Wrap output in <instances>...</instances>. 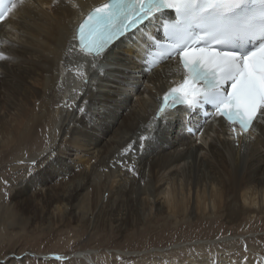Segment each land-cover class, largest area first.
Wrapping results in <instances>:
<instances>
[{
	"label": "bare ground",
	"instance_id": "obj_1",
	"mask_svg": "<svg viewBox=\"0 0 264 264\" xmlns=\"http://www.w3.org/2000/svg\"><path fill=\"white\" fill-rule=\"evenodd\" d=\"M105 1L17 0L0 25V151L45 141L26 159L35 164L37 181L15 183L24 191L19 200L28 191L38 199L45 190L49 210L66 205L69 217L85 224L128 204V222L124 215L114 219L120 230L127 223L158 231L215 218L228 226L264 224V118L243 136L222 119L188 135L179 110L155 120L162 95L183 79L176 61L144 70L156 19L98 58L76 47L77 25ZM91 202L95 214L88 212ZM256 241H247L254 256L225 247L213 259L158 254L160 261H148L155 256L147 254L142 264H264V253L254 249L264 247V238ZM12 254L5 256L10 264L23 263ZM75 259L94 264L90 251Z\"/></svg>",
	"mask_w": 264,
	"mask_h": 264
},
{
	"label": "rangeland",
	"instance_id": "obj_2",
	"mask_svg": "<svg viewBox=\"0 0 264 264\" xmlns=\"http://www.w3.org/2000/svg\"><path fill=\"white\" fill-rule=\"evenodd\" d=\"M40 139L35 140L38 145L31 142L22 152L10 149L0 151V262L3 264H10L11 259L5 257L10 251L14 252L12 259L23 261L16 264H88L75 258L79 253L89 251L92 252L94 264H142V256L147 254L155 256L148 261H160L158 254L175 260H191L196 255L213 259L225 252V247H230L228 251L244 257L254 256L251 247L247 246L248 240L264 238V224L228 226L220 218L190 221L188 227H183L179 221L177 228H162L158 231L147 227L128 228L127 223V228L120 230L116 228L114 219L124 215L128 222V204L118 209L117 214L108 212L99 218L93 216L85 224L79 218L69 217L66 205L54 211L49 210L43 197L47 193L45 190L41 199H34L30 196L31 191H28L26 200H19L18 195H23L24 191H18L15 183L25 178L37 181L35 164L27 163L26 159H30L29 153H39L44 148L45 141L41 142ZM47 179H52L51 175ZM36 181L31 183V187ZM92 203L88 209L94 212H88L95 214L97 205ZM236 242H240L241 246L233 244ZM254 249L264 253V247ZM123 254H128L129 258ZM2 257L6 259L1 260ZM259 258L262 259V256Z\"/></svg>",
	"mask_w": 264,
	"mask_h": 264
}]
</instances>
